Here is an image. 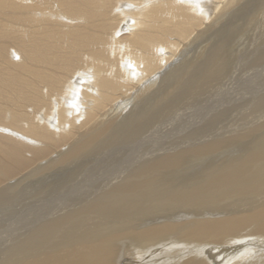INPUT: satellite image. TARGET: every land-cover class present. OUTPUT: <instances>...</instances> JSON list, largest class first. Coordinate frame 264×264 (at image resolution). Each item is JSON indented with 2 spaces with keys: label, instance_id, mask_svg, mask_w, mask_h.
<instances>
[{
  "label": "bare ground",
  "instance_id": "6f19581e",
  "mask_svg": "<svg viewBox=\"0 0 264 264\" xmlns=\"http://www.w3.org/2000/svg\"><path fill=\"white\" fill-rule=\"evenodd\" d=\"M247 3L0 0V264H122V245L138 256L181 250L159 264H214L216 253L221 264H264V97L227 137L136 158L137 145L163 139V123L189 107L186 90L210 96L233 68L264 67V29L253 49H228L231 35L264 25V0ZM177 66L184 75L166 80L165 93L145 92ZM243 143L240 156L204 160ZM127 150L136 159L120 160ZM201 160L205 168L180 179ZM55 178L64 184L35 198ZM28 194L26 231L10 239L21 226L11 205Z\"/></svg>",
  "mask_w": 264,
  "mask_h": 264
},
{
  "label": "rangeland",
  "instance_id": "374dc122",
  "mask_svg": "<svg viewBox=\"0 0 264 264\" xmlns=\"http://www.w3.org/2000/svg\"><path fill=\"white\" fill-rule=\"evenodd\" d=\"M259 1L260 0H249V3H247V5L251 4L252 6H254ZM252 2L255 4H253ZM243 12H244V10H241L239 12L241 14V16H240V14L237 15L239 22H240V20H242V17L245 19L247 18L246 17L247 14H245ZM255 25H256V21L252 24V27L254 29L250 28V33H248V34L245 32L244 35H241V34L239 36L236 35L237 37L236 36L234 37L233 36L234 34L231 35L232 38H230V40L228 42V45H229L228 49L234 50V51H236V50L239 51L244 45H246L244 47L245 50H246V48L247 49H253L254 46L256 47L257 46L256 40L260 34V30L264 29V25H262L261 28H259L258 25H256V26ZM232 27H231V29H232ZM230 31H232V30H230ZM234 31H233V33H234ZM243 31H244V29H243ZM251 32H252V34H251ZM218 37L216 36V44L220 45V38L221 37H219V38ZM248 38H251V39H248ZM244 49L242 51H245ZM233 53H235V52H233ZM230 64H232V63H230ZM263 68L264 67H262L260 69L246 68V69L242 70V73H240L239 68H233L232 70H230V73L226 74L227 79L225 78L224 81L221 79H218V78L216 79V81H213L212 85L215 86L217 90H214L213 95H210V96L207 95L208 91L210 90L208 88L206 90V93L202 97L197 98V96H196V99L191 100V98L189 99L185 96V93L189 92V90H186V92L184 93V101H182V97L180 96L178 101L175 102V104L181 105V101H182V102L188 104L189 107L182 108V111H181V107L178 108L179 106H177L178 109H176L175 112H172L173 116L163 123V127L170 128V130L167 131V133H163V139L160 138L157 140L156 138H153L154 136H151V135L148 136L144 142H142L141 144L136 146V147H138L136 150L137 151L136 158H138L140 160H142L144 157L149 158V156H151V154L150 155L146 154V150L148 148L150 150H152L153 153H155V152H160L161 148H166L168 146V148H169L168 151H171L170 145H173L172 147H175V146L179 145L180 143H185V144L191 143V146H195L197 144H202V143L209 141V140L224 138V137L231 135L233 125L235 123L237 125H239L240 122L243 120V118L249 117V114L251 113V110H250L251 107L250 106H252L253 103H257L260 98L264 97V69ZM235 69H236V71H234ZM169 72L170 73H168L166 75V77L163 81L155 83L154 85H152L150 87H147L145 92L150 93V94H154L156 91L157 94H161L163 91L165 93L169 89L167 86L170 83H164V82L166 80H172L176 75H180L181 72H182L181 75H184L185 71H182V66L181 67L177 66V67H175V69H173L172 71H169ZM232 74H234V75L232 76ZM228 75L229 76L231 75V77H229ZM230 79L233 81H231ZM139 98H140V100H142L141 102H142L143 106L150 105L151 101L153 99L152 97H148V96H146V98H144V94H142ZM201 105H203V107H204L203 109H200ZM151 106L155 108L156 103H153ZM137 109L138 108H137V105L135 104V102L132 103L126 110H121L117 114L115 113L114 119H113L114 122L115 123L122 122L124 119L130 117ZM193 114H194V116H193ZM216 115L217 116L219 115L220 118L216 119ZM209 119H210V122H209ZM250 120L252 123H254L256 121H260L261 118H260V115L258 114L254 117H251ZM160 129H161V127H160ZM161 130H163V129H161ZM240 132H243V129ZM183 136L184 137L187 136L188 141L186 139H184ZM252 137H255V135ZM156 140H157V142H156ZM250 146L251 145H249V144L244 145V143L236 145V146H232V147H229L224 152H220V153L214 154V155L211 154V156H209L208 158L205 157L206 159H204V160L215 159L214 161H216V163H219V162L225 161L227 159L235 158L237 156L242 155L245 152V149L246 148L249 149ZM118 157L120 160L136 159L134 154H132V151H129V150L120 153ZM126 164L128 166H126ZM129 165L130 164L127 162L123 166H126V168H128ZM204 165H205V162L204 161L202 162V160H201V162H197V163L191 162V164L189 163V164L183 166L180 169V172H177V173L181 174L180 179H183V180L188 179V177H190L188 175H190L191 173H193L195 171L202 170L203 168H205ZM189 170H190V172H189ZM91 173H93V171H91ZM182 174H183V177H182ZM52 176L53 175H50V178ZM60 182H61V180H59L57 178L49 180L48 184L46 182V184L42 187V193L39 196L35 195V198L45 197L46 195L49 194L48 189H47V185H49V190H51V189L55 188L56 186H58ZM62 184H64V182H61L59 186H61ZM32 192H30V193H32ZM19 194L21 195V193H19ZM28 198H29V194L26 197H21L20 202H13L11 205L10 209L13 210L11 213L13 214L15 212L14 217H15L17 223L20 224L21 226L20 227H16V226L12 227L15 229L10 230V235H11L10 239H16L19 235L20 230L26 231V229L23 227L22 224H23V219L24 220L29 219L31 216V214L25 209V204L28 201H30V199H28ZM64 202H66V201H64ZM231 246H232V244L223 245V247H226V248H230ZM118 247L120 249V251H119V249H118V251H116L118 256L120 257V259L124 258V260L122 259L123 260L122 264H126L127 261L131 262V263L128 262L127 264H148V261H149V264H153V263L159 264V263H161V260H163L165 258L168 259L169 257L170 258L175 257L174 255L169 256L172 253H176V251H177V253H181V250H172L173 251L172 252L171 248L169 250L168 249L169 247H164L162 249L161 248L158 249L159 251L154 250V252L151 251L152 253H145L142 256H138L132 252L133 249L129 252V250L126 251L127 247L124 245L118 246ZM216 251H218V250H216ZM0 253H1V249H0ZM119 253L121 256L119 255ZM159 254H161V255H159ZM202 254H204V256H208V255H210V252L208 249H203ZM217 258H218V260H216ZM219 258H220L219 253H216V258L211 259V262H213L214 264H221L222 261L224 260V258H220V259ZM250 258H252V257H250ZM239 264H242V263H239Z\"/></svg>",
  "mask_w": 264,
  "mask_h": 264
}]
</instances>
